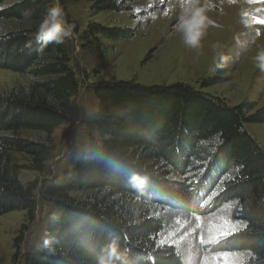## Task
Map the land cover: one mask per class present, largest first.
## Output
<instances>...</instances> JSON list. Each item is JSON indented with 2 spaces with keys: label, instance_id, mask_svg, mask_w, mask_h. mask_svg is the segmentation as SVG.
<instances>
[{
  "label": "trees",
  "instance_id": "trees-1",
  "mask_svg": "<svg viewBox=\"0 0 264 264\" xmlns=\"http://www.w3.org/2000/svg\"><path fill=\"white\" fill-rule=\"evenodd\" d=\"M6 1L0 0V20L22 28L0 34V70L32 82L0 89V216L32 215L37 191L55 208L43 242L33 252L19 251L15 264H100L113 243L124 251V264H185L175 246L158 244L166 223L156 213L159 208L194 211L200 191L212 192L217 208L236 204L244 225L213 251L248 253L244 264H264V146L247 129L264 124V105L230 106L201 90L219 84V75L201 89L183 83H105L96 93L98 109L87 120L96 131L88 151L73 158L61 178L22 184L25 169L44 174L51 149L9 133L52 134L68 122L80 83L70 67V37L47 46L35 39L51 3L20 0L1 9ZM75 1L59 4L65 11V4ZM121 2L97 0L93 10L125 12ZM136 34L91 23L83 32L84 49L104 58L100 37L131 40ZM15 155L26 156L29 165ZM134 175L148 178L142 188L131 182ZM81 193L83 199L74 196Z\"/></svg>",
  "mask_w": 264,
  "mask_h": 264
},
{
  "label": "rangeland",
  "instance_id": "rangeland-1",
  "mask_svg": "<svg viewBox=\"0 0 264 264\" xmlns=\"http://www.w3.org/2000/svg\"><path fill=\"white\" fill-rule=\"evenodd\" d=\"M19 1L7 0L1 9ZM47 1L54 6L55 0ZM95 1L77 0L64 6L65 20L73 26L70 67L80 83L79 93L72 99L68 122L52 134L27 130L9 133L46 144L51 149L44 174L25 169L20 175L22 184L61 178L70 168L71 160L88 151L96 131L87 120L98 109L96 93L105 83L132 80L150 86L183 83L201 89L205 81L219 75L222 76L219 84L201 90L224 99L230 106L246 102L257 107L264 105V71L255 66L253 59L257 50L264 48V24L256 22L264 19V2L211 0L215 7L207 13L213 21L206 30L205 36L209 38L201 40L199 49H191L184 43L182 46V35L175 28L179 15L178 0H122L121 4L127 7L125 12L99 13L93 10ZM91 23L110 28H131L137 34L131 40L112 41L100 37L105 46V57L101 58L84 49L87 43L83 32ZM20 28L21 24L16 21L0 20V34ZM178 42L181 45L173 47ZM215 42L223 46L219 51L229 57L227 63L219 61L211 50ZM179 47L181 49H177ZM183 51L187 55H183ZM217 63L222 66L216 67ZM175 76L179 77L173 79ZM31 82L29 76L0 70V89L3 91L26 87ZM247 129L264 146V124L247 125ZM15 157L21 165H29L26 156ZM175 179L181 180V177ZM36 194L38 204L32 215L13 212L0 216V264H15L14 256L19 251L21 255L33 252L43 242L48 225L55 216V208L51 202L41 199L39 191ZM74 196L85 197L82 193ZM213 200L212 192L200 191L194 211L157 209L156 214L166 223L158 236V244L175 246L184 263L189 249L194 253L195 264H232L225 257H238L245 263L250 257L248 253L213 251L215 245L244 227L238 219L236 204L217 208L213 206Z\"/></svg>",
  "mask_w": 264,
  "mask_h": 264
},
{
  "label": "clouds",
  "instance_id": "clouds-1",
  "mask_svg": "<svg viewBox=\"0 0 264 264\" xmlns=\"http://www.w3.org/2000/svg\"><path fill=\"white\" fill-rule=\"evenodd\" d=\"M179 15L175 25L176 30L182 35L184 44L191 49H199L201 40L206 34L207 28L213 24L207 13L215 7L211 0H178ZM29 14L25 13L27 17ZM71 24H68L64 17V10L55 0L54 6L49 8L47 14L40 21L35 39L43 46L49 44H61L66 38L72 35ZM223 46L219 42L211 45V50L222 63H227L229 57L223 55ZM255 66L264 71V48H259L254 56ZM222 63H217L216 67H221ZM147 177L134 175L131 182L134 186L142 188L147 182ZM125 253L121 251L117 244L113 243L109 249L108 258L102 259L100 264H124ZM185 264H195L194 253L189 249L185 258Z\"/></svg>",
  "mask_w": 264,
  "mask_h": 264
},
{
  "label": "snow or ice",
  "instance_id": "snow-or-ice-1",
  "mask_svg": "<svg viewBox=\"0 0 264 264\" xmlns=\"http://www.w3.org/2000/svg\"><path fill=\"white\" fill-rule=\"evenodd\" d=\"M257 2H264V0H257ZM256 22L264 24V19L257 20ZM225 259L231 260L232 264H237V262H238V264H244V262L242 260H240V258H238V257H225Z\"/></svg>",
  "mask_w": 264,
  "mask_h": 264
},
{
  "label": "bare ground",
  "instance_id": "bare-ground-1",
  "mask_svg": "<svg viewBox=\"0 0 264 264\" xmlns=\"http://www.w3.org/2000/svg\"><path fill=\"white\" fill-rule=\"evenodd\" d=\"M205 35H206V34H205ZM205 35H204V37H203V38H205V39H208V38H209V36H208V35H207V36H205ZM176 37H177V36H176ZM173 38H174V37H173ZM173 38H171V39H173ZM174 39H175V38H174ZM178 39H179V38H178ZM178 39H177V40H178ZM168 42L170 43V42H171V40H170V41H168ZM174 42H175V41H174ZM174 42H172V43L174 44ZM176 42H177V41H176ZM178 43H179V42H178ZM180 43H181V44H182V43H184V42H183V40H182V41L180 40ZM180 43H179V44H176V45H173V47L180 46V45H181ZM170 45H171V44H170ZM168 46H169V45H168ZM182 46H184V45L182 44ZM177 49H181V47H179V48H177ZM184 52H185V51H183V52H181V53H183V55H184V54H186V52H185V53H184ZM187 52H188V51H187ZM183 55H182V56H183ZM186 55H187V54H186ZM178 77H179V76H175V77H173V79H177ZM185 77H186V76H185Z\"/></svg>",
  "mask_w": 264,
  "mask_h": 264
}]
</instances>
